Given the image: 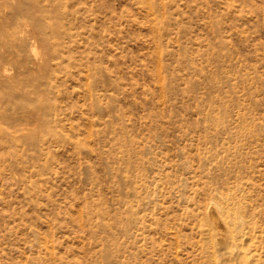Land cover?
I'll use <instances>...</instances> for the list:
<instances>
[{
  "label": "rangeland",
  "instance_id": "374dc122",
  "mask_svg": "<svg viewBox=\"0 0 264 264\" xmlns=\"http://www.w3.org/2000/svg\"><path fill=\"white\" fill-rule=\"evenodd\" d=\"M22 3L0 0V264H244L205 231L234 196L264 264V0H62L57 55Z\"/></svg>",
  "mask_w": 264,
  "mask_h": 264
},
{
  "label": "bare ground",
  "instance_id": "6f19581e",
  "mask_svg": "<svg viewBox=\"0 0 264 264\" xmlns=\"http://www.w3.org/2000/svg\"><path fill=\"white\" fill-rule=\"evenodd\" d=\"M22 2H23L22 5H20V7H18V8H16L15 11L13 12V18L10 19L11 22L12 23L16 22L17 24H19L21 26H27V27L30 25L33 26L34 28L31 29L30 34H31L32 38H34V39L36 38L37 41H35V42L38 44V47L40 48V50H42V52L47 50L48 52L55 53V55H57L56 49H58L59 46L54 43V39L55 38L62 39L63 36H64V38H65V36L70 38V35L72 34V32L68 33V31L66 29L69 27H64L65 24L62 23L63 22L62 20L64 19L63 17H68V15H67L68 10H67L66 4L62 3V0H22ZM72 2H70L71 7H72ZM74 4H77V3L75 2ZM74 4H73V6H74ZM60 9H63V10H60ZM153 9H154V7H153ZM70 10H69V12H70ZM71 11L73 13V10H71ZM73 14H76V12ZM71 17H72V14L70 15V18ZM59 20H61L62 22L61 21L59 22ZM74 20H73V22H74ZM71 21L68 22L67 24H69V23L71 24ZM68 30L71 31L70 29H68ZM159 30L160 29H158V31ZM18 31L22 32V30H20V29ZM24 32L25 31H23V33ZM64 38L62 39L63 43H66ZM4 47L5 46L0 44V61H3L5 59V60L11 62L13 66H21V61L18 60L14 54L7 52ZM66 52H68V51H66ZM66 52L64 54H66ZM157 52H159V51H157ZM0 76L1 77H8V72H7V69L5 67H0ZM49 77H50V74H49ZM26 86H33V85L32 84H30V85L26 84ZM35 86H38V85H35ZM50 86H51V84H50ZM22 89H23V87H22ZM10 91L12 92V95H10V96L16 100L18 97V95L16 93H14L16 90L13 91L11 89ZM19 96H21V95H19ZM33 102L37 103V105H34V104L31 105ZM44 103H45V100L43 98H37L36 100H33V97H31V98L28 97L27 101H25L22 104L19 103L18 109L17 110L15 109L14 118L16 120H24V119L28 118V119H34L33 122L37 121V119L41 115ZM50 109L51 108H49L48 111H50ZM0 115H1V112H0ZM2 116H4V115H2ZM35 118H36V120H35ZM2 119H3V117H2ZM2 123H4L5 125H8L11 122L0 121V134L4 135V133H5L4 129L5 128L2 126L3 125ZM220 198L221 197H218V200H220ZM228 198H229V196H228ZM234 198H236V199H234V200L232 198L227 199V200L223 199L222 201H220V202L218 201L217 203H213L210 206L209 212L208 211L207 212L211 216H213L214 221H212V222L213 223L215 222L214 224H216V225H213V223H211V221H210L211 225H213V228H215L213 230V232H211L212 230H209L210 228L208 227L211 225L206 223L208 225V226H206V227H208L207 228L208 231H207V229L205 231H206V234L208 236H209V234L213 235L212 237L215 236V238H213L214 240L216 239L215 242L217 244H215V245L221 246V248H223L222 250L227 249L228 251H231V258H233V260L235 258H237L238 256H240L242 258L241 261L244 264H249V259H248L249 252L243 247V243L241 240H242V236H244V235L249 236L250 234L248 232L244 231V229L246 228L245 227L246 223L244 220V214L242 213L243 204L241 202V198H239L238 196H234ZM214 202H216V201H214ZM209 214H207V215L209 216ZM210 218H211L210 220H212V217H210ZM204 228L202 229L203 232H204ZM207 232H209V234ZM207 235H206V237H208ZM208 239H210V238L208 237ZM210 240H212V239H210ZM219 250H221V249H219ZM210 251H212V250H210ZM225 256H226V254H225ZM226 258H228V256ZM226 258H224V260ZM227 260L230 261L229 258ZM218 263H219V261H218Z\"/></svg>",
  "mask_w": 264,
  "mask_h": 264
}]
</instances>
